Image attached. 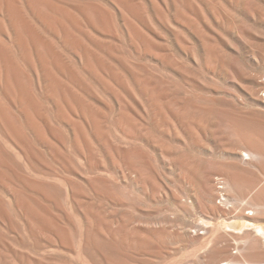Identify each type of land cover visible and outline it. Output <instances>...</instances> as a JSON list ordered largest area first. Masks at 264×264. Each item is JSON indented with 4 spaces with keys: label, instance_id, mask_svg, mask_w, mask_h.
Instances as JSON below:
<instances>
[{
    "label": "rangeland",
    "instance_id": "1",
    "mask_svg": "<svg viewBox=\"0 0 264 264\" xmlns=\"http://www.w3.org/2000/svg\"><path fill=\"white\" fill-rule=\"evenodd\" d=\"M263 93L264 0H0V264H100L45 229L74 194L118 264L264 262Z\"/></svg>",
    "mask_w": 264,
    "mask_h": 264
},
{
    "label": "bare ground",
    "instance_id": "2",
    "mask_svg": "<svg viewBox=\"0 0 264 264\" xmlns=\"http://www.w3.org/2000/svg\"><path fill=\"white\" fill-rule=\"evenodd\" d=\"M39 16V15H38ZM10 25V24H9ZM16 28V27H15ZM18 30V29H17ZM14 41V40H13ZM251 41V40H250ZM20 42V41H19ZM258 50V49H257ZM20 93V92H19ZM12 102V101H11ZM28 116V115H27ZM251 119V118H250ZM258 121V120H257ZM92 124V123H91ZM242 158H243V160H249V161H251V160H254L257 156H256V153H254V152H252V151H243L242 152ZM22 157V156H21ZM27 159V158H26ZM27 161V160H26ZM33 166V165H32ZM12 171V170H11ZM1 180V179H0ZM10 185V184H9ZM6 186V185H5ZM16 189V188H15ZM14 192H15V190H14ZM13 193V192H12ZM16 194V193H15ZM38 194V193H37ZM19 195H20V193H19ZM22 195V194H21ZM25 195V194H24ZM78 194H74V195H64L60 200H59V198L58 199H54V198H52V197H50L49 195H44V197H42V196H39L40 197V199L41 198H43V202H40V204H41V206H43V207H45V208H48L49 209V207H51V206H53L54 208H60L61 209V207H63L62 206V204L63 203H65L66 205H67V208L68 209H70L71 208V206H73L72 208H73V210H72V212H67L68 211V209L67 210H65V212H63L64 214H63V216L65 217L64 219L67 221V223H69V224H71V225H74L73 224V222H74V219L75 218H73V216H72V213H76L80 218L79 219H81L80 220V224H79V227H72L71 229H70V227L68 228L67 226H66V224L65 225H59V223H58V225L57 224H54L53 226L52 225H49V224H47V226L45 227V229H47V232L49 233V234H51L52 235V233H53V235L55 236V238H56V240H58L60 243H61V245H64V247H66L67 246V249H73V247L74 246H79V248H80V250L82 251V254L85 256V258L86 259H90V260H92L93 262H96V263H100V264H107L108 262H111V264H113L112 262H114L115 264H118L119 262H121L120 260L123 258V257H121L123 254H124V252H126V251H124L123 252V249L120 247L121 246V240H120V238H118V236L121 234V229L120 228H114V229H111L112 230V232L110 233V234H112V236H111V239L110 240H108L107 239V237H106V234L104 233V231L101 229V226H99L98 224H101V223H98L97 224V226H95V227H91V225H89V222H88V220H89V218H88V216H90V215H88V213L90 212V211H88V209H87V205H85V200H83V198H82V196H77ZM15 196V195H14ZM16 196H18L17 194H16ZM28 196H30V195H28ZM26 198H27V196H25ZM84 197V196H83ZM23 198H24V196H23ZM16 200H17V202H18V199H19V197H18V199L17 198H15ZM21 199H22V197H21ZM14 200V199H13ZM13 200H11V201H13ZM20 200V199H19ZM26 200H28V201H33V199H31L30 200V198L29 199H26ZM36 200V199H35ZM42 200V199H41ZM40 200V201H41ZM10 201V203H12ZM22 201V200H21ZM31 201V202H32ZM14 202V201H13ZM23 204H26L27 203V201H24V199H23ZM26 202V203H25ZM30 203V202H29ZM28 203V204H29ZM37 203V202H36ZM35 203V204H36ZM19 204V203H18ZM18 204L16 203V205L18 206ZM27 204V205H28ZM31 204V206L33 205V203H30ZM34 204V205H35ZM38 204V203H37ZM14 206H15V208H13V207H11V208H13V209H16V205L15 204H13ZM11 206V204H9V207ZM31 206L30 205H28V206H23L27 211L30 209V211L32 212V211H34L33 210V208L35 207H37V206H33L32 208H31ZM18 207H21V206H18ZM17 207V208H18ZM52 207V208H53ZM23 208V209H24ZM34 208V209H35ZM3 209V208H2ZM22 209V208H21ZM37 209H39V211H41L40 210V208L38 207ZM37 209H36V211H37ZM47 209V210H48ZM25 210V211H26ZM44 210V209H43ZM42 210V211H43ZM71 210V209H70ZM39 211H38V214H39ZM31 212H30V214H31ZM95 213H98V212H95ZM25 215V214H24ZM93 215H95V214H93ZM7 216V215H6ZM5 216V217H6ZM31 216V215H30ZM34 216V215H33ZM37 216V215H36ZM76 216V215H75ZM74 216V217H75ZM39 217V216H38ZM41 217V216H40ZM57 217V216H56ZM91 218V217H90ZM97 220H99V216L98 217H95ZM6 219V218H5ZM26 219V218H25ZM34 219L36 220V217H34ZM91 219H93V218H91ZM24 220V219H23ZM29 220V219H28ZM54 220V219H53ZM76 220H78L77 218H76ZM30 221V220H29ZM39 221L40 222H43V223H45L44 221H43V219H40V220H37V222L39 223ZM57 221V220H56ZM96 221V220H95ZM25 222V221H24ZM47 222V221H46ZM51 223V222H50ZM75 223V222H74ZM91 223V222H90ZM6 224V223H5ZM4 224V225H5ZM40 224V223H39ZM46 224V223H45ZM32 225V224H31ZM50 227H49V226ZM257 227H259V226H257ZM262 227V226H261ZM37 228V227H36ZM42 229V228H41ZM263 230H264V227H263ZM29 232H30V229H29ZM44 232V231H43ZM108 232V231H107ZM264 232V231H263ZM108 234H109V232H108ZM30 235H32V237H34V239H35V237H36V235H37V232L36 231H31L30 232ZM39 235V234H38ZM52 235V236H53ZM51 236V237H52ZM107 236H110V235H107ZM73 237V238H72ZM36 238H38V237H36ZM40 239V238H39ZM56 240L54 239V237H53V240L52 239H50V240H48L50 243H52V245H55V242H56ZM40 241L41 240H39V243H40ZM36 243H37V239H36V241H35ZM35 243V244H36ZM38 243V244H39ZM139 243V242H138ZM40 246H41V243H40ZM130 246V245H129ZM128 246V247H129ZM140 246H142V245H140ZM144 246V245H143ZM151 246H152V244H151ZM150 246V247H151ZM124 247V246H123ZM153 247V246H152ZM134 248V247H133ZM138 248V247H137ZM35 249V248H34ZM66 249V250H67ZM75 249V248H74ZM128 249V248H127ZM140 249V248H139ZM145 249H146V247H145ZM124 250H125V248H124ZM132 250V249H131ZM142 250H144V249H142ZM141 250V251H142ZM53 251V250H52ZM39 252V251H38ZM37 252V253H38ZM74 252V251H73ZM144 252V251H143ZM147 252V251H146ZM154 252V251H153ZM129 254V253H128ZM127 254V255H128ZM143 254V253H142ZM155 254V253H154ZM126 254H124V256H127ZM56 256V255H55ZM60 256H62V255H60ZM96 257H98V259L96 258ZM129 257V256H128ZM51 258V257H50ZM132 258V257H131ZM154 258V257H153ZM137 259V258H136ZM143 259V258H142ZM141 259V260H142ZM126 260H127V258H126ZM138 260V259H137ZM125 261V260H124ZM146 261V260H145ZM149 261V260H148ZM123 262V261H122ZM131 262V261H130ZM222 264H264V262H249V261H235V260H226V261H223L222 262Z\"/></svg>",
    "mask_w": 264,
    "mask_h": 264
},
{
    "label": "crops",
    "instance_id": "3",
    "mask_svg": "<svg viewBox=\"0 0 264 264\" xmlns=\"http://www.w3.org/2000/svg\"><path fill=\"white\" fill-rule=\"evenodd\" d=\"M235 225L236 226H234L231 229L235 230L239 234H242L243 236L245 234L249 233V231L252 230V227H253V223L251 221H249V220H246V219L240 220V222H235ZM257 226H259V227H257ZM255 227H256L255 230L257 232V235L264 242V232H263L264 231L263 230L264 222L260 223V224H257Z\"/></svg>",
    "mask_w": 264,
    "mask_h": 264
},
{
    "label": "built area",
    "instance_id": "4",
    "mask_svg": "<svg viewBox=\"0 0 264 264\" xmlns=\"http://www.w3.org/2000/svg\"><path fill=\"white\" fill-rule=\"evenodd\" d=\"M264 96V93H263ZM214 185L216 188V200L218 203H225L227 200V197L224 194V187H225V181L221 176H216L214 178Z\"/></svg>",
    "mask_w": 264,
    "mask_h": 264
}]
</instances>
